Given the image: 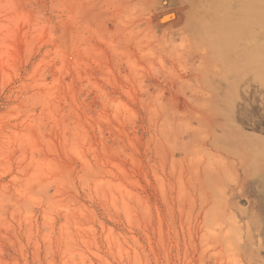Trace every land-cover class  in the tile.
<instances>
[{"label": "rangeland", "instance_id": "1", "mask_svg": "<svg viewBox=\"0 0 264 264\" xmlns=\"http://www.w3.org/2000/svg\"><path fill=\"white\" fill-rule=\"evenodd\" d=\"M226 1L0 0V264H264V23L220 54Z\"/></svg>", "mask_w": 264, "mask_h": 264}, {"label": "bare ground", "instance_id": "2", "mask_svg": "<svg viewBox=\"0 0 264 264\" xmlns=\"http://www.w3.org/2000/svg\"><path fill=\"white\" fill-rule=\"evenodd\" d=\"M264 4L260 3V0H227L226 6L221 11H216L217 24L221 29V34L211 37V31L208 30L207 38L216 43V48L220 54H227L229 51L240 48L242 40H246L248 43L253 42L254 48H260V41L256 38L253 39L250 31V24L252 23H264ZM218 28V26H217ZM217 30V29H216ZM215 30V31H216ZM251 51H249L247 58L251 59ZM261 81V68L258 64L255 65L254 71V82L260 86ZM251 82V81H250ZM249 90H251L250 85H248ZM253 99V106L255 103H260V106L264 104V98L261 97V94L256 93ZM264 95V94H263ZM248 112V111H247ZM262 120L256 121L254 123L255 127L259 126L261 131H264V113H262ZM262 122V124H261ZM256 150L252 151L253 153H258L260 157L264 158V149L263 152L258 148V144L255 143ZM264 166V162L263 165ZM263 174V173H262Z\"/></svg>", "mask_w": 264, "mask_h": 264}]
</instances>
